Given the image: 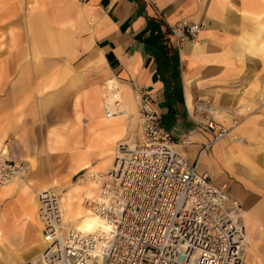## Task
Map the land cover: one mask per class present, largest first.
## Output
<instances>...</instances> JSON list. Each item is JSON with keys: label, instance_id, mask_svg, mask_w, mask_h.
<instances>
[{"label": "crops", "instance_id": "obj_1", "mask_svg": "<svg viewBox=\"0 0 264 264\" xmlns=\"http://www.w3.org/2000/svg\"><path fill=\"white\" fill-rule=\"evenodd\" d=\"M183 19L203 28L180 48L171 26ZM2 41L0 154L33 169L0 188V252L5 264H22L41 247L37 192L78 182L66 195L74 204L81 191L77 206L91 208L87 176L74 170L87 159L102 164L117 144L140 142L135 85L149 87L162 125L190 161L212 139L190 116L196 100L226 110V118L217 116L226 126L244 116L241 107L254 103L264 74V0H0ZM114 74L127 118L110 124L115 116L102 119L101 86ZM236 132L246 143L213 144L200 170L238 200L247 259L264 264V112Z\"/></svg>", "mask_w": 264, "mask_h": 264}, {"label": "built area", "instance_id": "obj_2", "mask_svg": "<svg viewBox=\"0 0 264 264\" xmlns=\"http://www.w3.org/2000/svg\"><path fill=\"white\" fill-rule=\"evenodd\" d=\"M203 26L183 19L171 26L178 45L194 42ZM107 118L124 113L119 77L103 82L101 92ZM141 139L120 143L111 168L92 170L97 185L91 209L108 223V229L84 232L64 227L61 192L48 188L38 193L43 242L39 261L48 264H250L248 229L244 211L226 186H217L200 170L203 153L229 136L243 117L230 126L217 119L210 99H199L190 116L212 136L190 161L178 142L162 125V115L148 86L135 85ZM264 106V97L258 100ZM248 113L255 111L247 106ZM190 144V139L181 141ZM31 164L25 159L0 156V186L26 176ZM26 264H42L29 260Z\"/></svg>", "mask_w": 264, "mask_h": 264}, {"label": "rangeland", "instance_id": "obj_3", "mask_svg": "<svg viewBox=\"0 0 264 264\" xmlns=\"http://www.w3.org/2000/svg\"><path fill=\"white\" fill-rule=\"evenodd\" d=\"M2 36H4V35H2ZM0 43H4L3 41L2 42H0ZM102 88H103V84H102V86H101V92H102ZM258 93H256L255 94V96L253 97L254 99V103L253 102H246L245 104H243L242 105V107H241V112L244 114V116H245V118L240 122V124H238L237 126H235L234 128H233V130L231 131V133H230V138H233V136H238V137H241L236 131L238 130V128H240V126L243 124V122L245 121V119L248 117V116H250L251 114H255V113H263L264 112V106H261L260 108H258L257 109V107L259 106V103H258V100H259V98H261V97H264V74L261 76V81H260V86H259V88H258V91H257ZM252 100V99H251ZM193 105H194V103H193ZM247 106H251L252 107V109L254 108L255 109V111H253V112H251V113H248V111H247ZM101 107H102V109H103V102L101 101ZM218 116H219V118L220 119H223V118H226V112L224 113V111L222 112V110H220V113L218 114ZM123 118H127V115L126 114H121V115H116L115 117H113L112 118V120L110 121V124H113L114 122H116V121H118V120H122ZM102 119L106 122V116L105 115H102ZM107 123V122H106ZM117 136H114V138H116ZM228 138V137H227ZM241 138H243V137H241ZM244 139V142L243 143H235V141L232 139V140H229V141H231V143L232 144H245L246 143V140H245V138H243ZM126 144H131V143H126ZM89 148V147H88ZM117 151H118V144H117V147L116 148H111V149H109L108 150V152H109V154H104V156L106 155V159L103 161V163L102 164H99V165H91V163L89 162V160L87 159V161H83L82 163H81V165H80V167L79 168H77V169H75L74 171L75 172H77L78 174L79 173H81L82 171H84V176L83 177H85V176H87V179H88V184H86L87 185V187L88 188H90L89 190H91L92 191V195L94 196L95 195V192H96V189H95V187H94V185H93V183H92V181L90 180V178H89V172L90 171H92V170H95V171H101V170H106V169H108L112 164H113V162H114V155L115 154H117ZM1 155V154H0ZM29 161V160H28ZM30 162V161H29ZM30 164H31V170H30V172L26 175V176H28L31 172H32V169H33V167H32V163L30 162ZM88 165V166H87ZM85 166H87V167H85ZM89 169V170H88ZM90 169H92V170H90ZM26 176H24V178L26 177ZM24 178H21V179H24ZM18 180H20V179H18ZM17 181V180H16ZM15 183V182H14ZM13 183V184H14ZM12 184V185H13ZM78 184V182L77 183H75L74 185H72V186H70V187H68V189L65 191V188L67 187V186H64V185H60V187H58V186H55V185H53L56 189H58L60 192H61V199H62V197H66L67 195H66V193H68L69 191H71L73 188H74V186L75 185H77ZM12 185H10V186H12ZM9 186V187H10ZM9 187H6V188H4V187H1L0 186V188H2V189H7V188H9ZM49 188V187H48ZM41 190H44V188L43 189H41ZM41 190H39L38 192H37V194L41 191ZM81 190V189H80ZM78 194H82V192L80 191V192H78V193H76V197H75V201H74V204H75V206H74V204H73V201H72V205H73V208L75 209V210H78L80 207L82 208L83 206L82 205H79V206H77L78 204H81L82 203V200H80V199H77V195ZM84 194V193H83ZM85 206V205H84ZM86 207H88V206H86ZM85 208V207H84ZM88 208H90V207H88ZM64 227H66V228H68V227H73V226H71L70 224H68V225H65ZM41 243V239H40V242H39V244ZM9 251H11L10 253H12V254H18V253H25L26 252V250L25 249H10ZM28 252V251H27ZM29 261V259L26 261V262H24V263H22V264H26L27 262ZM0 262H1V264H5V262H4V260H2L1 259V252H0ZM7 264V263H6ZM9 264H12V263H9Z\"/></svg>", "mask_w": 264, "mask_h": 264}, {"label": "bare ground", "instance_id": "obj_4", "mask_svg": "<svg viewBox=\"0 0 264 264\" xmlns=\"http://www.w3.org/2000/svg\"><path fill=\"white\" fill-rule=\"evenodd\" d=\"M190 108L191 109L193 108V104H192V106ZM219 113H220V110H218V114ZM230 133H229V136H230ZM229 136H228L227 139H229V140L233 139L235 141V143H243L244 142V139L241 138V137L233 136V138H230ZM129 145H133V144H129ZM112 165L109 168H111ZM108 169L101 170V172H105ZM22 178H24V177H22ZM18 179H21V178H18ZM92 183H93V185H94V187L96 189V192H95V195H96L97 194V190H98L97 189V185L95 184L94 181H92ZM9 186H6V187H9ZM6 187H4V188H6ZM37 195H36L37 199L34 202V209H35L36 213L38 212V217L36 215V219L35 220H36V224H37L38 228L40 229V237H41L40 246L41 247H40V250L38 249V250L34 251L29 258L22 259L21 261H18L16 263H20L22 261H27L29 259V260H31L33 262H36V263L48 264L47 260H44L43 262L39 261V258L41 257V254H42L41 248H42L44 242H43V223H42L41 218L39 216L40 203H39ZM61 206H62V214H63L62 223H63L64 226L70 224L71 226H73V227H75V228H77L79 230H82L84 232H93V231H96V230H99V229L107 230L108 227H109L108 223L103 218H101L100 216L94 214L91 208H84V207L81 208L80 207L78 210H75L73 208V205H72V198L69 197V196L62 197ZM247 229H248V227H247ZM248 246H249V234H248L247 253H248Z\"/></svg>", "mask_w": 264, "mask_h": 264}]
</instances>
